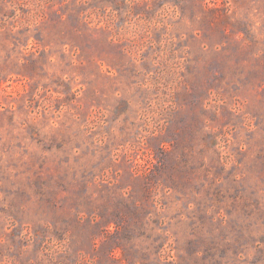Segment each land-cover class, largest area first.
<instances>
[{"label": "rangeland", "instance_id": "1", "mask_svg": "<svg viewBox=\"0 0 264 264\" xmlns=\"http://www.w3.org/2000/svg\"><path fill=\"white\" fill-rule=\"evenodd\" d=\"M0 264H264V0H0Z\"/></svg>", "mask_w": 264, "mask_h": 264}]
</instances>
